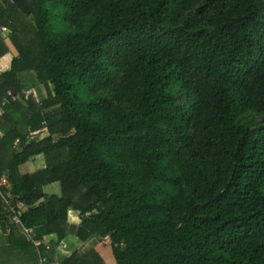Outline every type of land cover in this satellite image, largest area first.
I'll list each match as a JSON object with an SVG mask.
<instances>
[{
    "label": "trees",
    "instance_id": "16d2710c",
    "mask_svg": "<svg viewBox=\"0 0 264 264\" xmlns=\"http://www.w3.org/2000/svg\"><path fill=\"white\" fill-rule=\"evenodd\" d=\"M7 42L0 189L43 258L74 212L113 264H264V0H0Z\"/></svg>",
    "mask_w": 264,
    "mask_h": 264
},
{
    "label": "crops",
    "instance_id": "0c3cea01",
    "mask_svg": "<svg viewBox=\"0 0 264 264\" xmlns=\"http://www.w3.org/2000/svg\"><path fill=\"white\" fill-rule=\"evenodd\" d=\"M6 44L9 48V54L0 58V71L4 70L7 67L8 60L14 54L12 49H10L9 44ZM18 77L24 87L25 94L33 95L37 101H42L46 98V94L44 91V97H42L41 100L37 99L36 96L41 95L39 89L40 85L34 83L33 80L31 81L30 79L32 78L28 74L22 73ZM27 172H30V170H28ZM78 225V215L74 212H70L68 214L67 237L62 241L65 247H56L54 260L48 263L59 264L61 260L64 259V257H68L75 251L84 253L85 251L93 249L97 252V254L101 257L105 264H113L111 250L108 245L100 243L99 240H97L95 237H91L84 242L80 241L76 237ZM46 240L50 242V245L55 241L53 236L46 237ZM46 255L48 257L49 253H46ZM0 264H40V262L37 250L31 244L27 243L26 239L22 238L18 229V231L16 230L13 234L11 233L10 235H5L0 232Z\"/></svg>",
    "mask_w": 264,
    "mask_h": 264
},
{
    "label": "built area",
    "instance_id": "2783aa9c",
    "mask_svg": "<svg viewBox=\"0 0 264 264\" xmlns=\"http://www.w3.org/2000/svg\"><path fill=\"white\" fill-rule=\"evenodd\" d=\"M2 31L5 32V29L3 28ZM1 114L2 111L0 109V115ZM17 143L18 141L16 140L15 144ZM1 187H5V188L9 187L8 179L5 175L0 178V188ZM0 199L3 202V204L7 207L6 210L8 209L10 213V221L8 227L5 230V235H10L13 227L18 228L22 236L26 239V241H28L37 250L40 264H51L48 263V261L41 256L39 251L41 247H45L46 249H49L50 242L46 240V237L43 238L39 237L35 228L25 226L19 217V213L21 211L26 210L27 206L24 205L23 203H17L15 206H12L9 203L8 197H6L2 193L1 189H0ZM107 241H110V239L107 238ZM60 246L62 248L65 247L63 243H60Z\"/></svg>",
    "mask_w": 264,
    "mask_h": 264
},
{
    "label": "rangeland",
    "instance_id": "374dc122",
    "mask_svg": "<svg viewBox=\"0 0 264 264\" xmlns=\"http://www.w3.org/2000/svg\"><path fill=\"white\" fill-rule=\"evenodd\" d=\"M3 33L6 34L7 33L6 30ZM10 49H12V51L14 52V49L12 47H10ZM39 89H40L41 95L40 96H36V97H37V99H40L41 100V98L44 97V90H42L43 88L41 86L39 87ZM26 95H29V94H26ZM20 170H21V172H26L28 170H30V172H31V171L34 170V167L29 163V164H26L25 166L20 167ZM43 190L47 194H56V195H59V193H60V188H59V184L58 183H54V184L48 185V186L44 187ZM69 240H70V238H69ZM106 244H109V243H106Z\"/></svg>",
    "mask_w": 264,
    "mask_h": 264
}]
</instances>
